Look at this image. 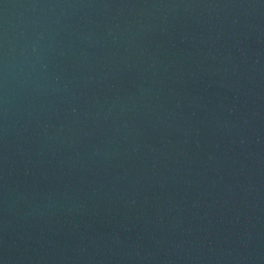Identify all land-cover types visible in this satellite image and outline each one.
<instances>
[{
  "label": "water",
  "instance_id": "water-1",
  "mask_svg": "<svg viewBox=\"0 0 264 264\" xmlns=\"http://www.w3.org/2000/svg\"><path fill=\"white\" fill-rule=\"evenodd\" d=\"M0 264H264V0H0Z\"/></svg>",
  "mask_w": 264,
  "mask_h": 264
}]
</instances>
